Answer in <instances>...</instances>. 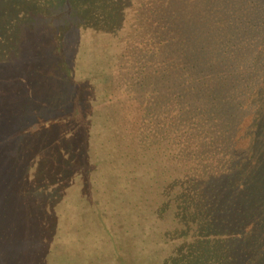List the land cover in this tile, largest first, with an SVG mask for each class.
I'll use <instances>...</instances> for the list:
<instances>
[{"label":"trees","instance_id":"trees-1","mask_svg":"<svg viewBox=\"0 0 264 264\" xmlns=\"http://www.w3.org/2000/svg\"><path fill=\"white\" fill-rule=\"evenodd\" d=\"M24 1L0 0L3 73L19 65L24 40L6 37L16 25L6 6ZM103 1L120 51L100 84L82 96L66 73L75 93L61 113L54 97L0 80V264L30 258L20 242L40 227L24 225L25 195L38 184L66 194L74 173L80 198L104 179L124 216L138 210L136 225L115 221V263L118 240L138 264H264V0ZM106 108L122 113L99 127ZM55 126L62 146L79 141L77 159L67 154L52 176L41 146L25 139Z\"/></svg>","mask_w":264,"mask_h":264},{"label":"rangeland","instance_id":"rangeland-1","mask_svg":"<svg viewBox=\"0 0 264 264\" xmlns=\"http://www.w3.org/2000/svg\"><path fill=\"white\" fill-rule=\"evenodd\" d=\"M61 2L62 0H29L27 3L24 1L18 10L17 3L11 7L6 6L13 16L11 21L16 24L10 28V33L8 32L6 37L16 39L18 33H21L18 39L23 36L24 40L18 58L20 61H16L19 65L16 64V68L11 66L6 73L0 71V80L5 81L6 85L20 81L19 90L23 88L25 95L38 91L54 97L50 103L55 105L56 111L62 113L65 99L71 94L70 91L74 90L71 83L64 79L66 73L76 82L81 89V95L84 96L87 87L100 84L97 82H102L111 68L116 69L117 63H110L112 61L109 57H114L120 51V41L114 39L119 35V31L114 35L110 33L112 30H109L111 26L107 23L106 3L103 0H63V4L59 6L58 3ZM25 45L26 51L22 53ZM60 49L62 52H56ZM9 56L16 58L17 54L14 52ZM60 57L70 63H64L65 65L59 63ZM1 60L0 52V66L8 63ZM72 105L67 107V110L70 107L72 109ZM19 108L16 111H20ZM82 108L87 112L88 103H83ZM121 113L122 111L117 109L102 110L99 127L105 124L103 119H112ZM52 131L54 133L41 131L27 135L25 142L33 148L41 146V160L47 162L49 169L51 166L55 167L52 168L53 171L50 170L53 176L60 173L58 169L61 162L66 160L67 154L73 155L70 160L77 159L74 155L79 140H74L70 148H66L62 146L59 135H55L59 133L58 126ZM34 136H37L36 139ZM98 160L101 163L103 157ZM70 177L73 182L72 185H67L66 194L56 192L55 188H42L38 184L36 187L39 190L33 192L31 197L25 195L24 204L17 207L20 211L26 210L27 214L29 212L32 214L24 219V225L30 226L35 222L40 227L36 232L29 231L28 237L20 242L24 243L19 251L27 252L26 257H30L23 263L138 264L135 253H132L131 244L123 245L118 240L114 244L120 249L119 255L115 254L118 259L116 263L113 262L107 242L110 234L114 232L116 236L120 232L115 221L124 226L136 225L133 213H138V210L131 206L130 211L128 210L130 215L124 216L122 214L124 208L119 207L116 196L113 197L107 189V181L103 183L104 179H99L97 184H94L96 192L91 193V189L80 198L86 189L82 187L80 178L75 173ZM69 179L67 178V181ZM34 193H39L40 197L36 198ZM38 203L43 206L39 207ZM122 218L128 221L125 222ZM22 220L23 218L19 220L20 224ZM101 225L107 228L108 233L102 230ZM126 234L135 235L130 228ZM112 236L110 235V238Z\"/></svg>","mask_w":264,"mask_h":264}]
</instances>
